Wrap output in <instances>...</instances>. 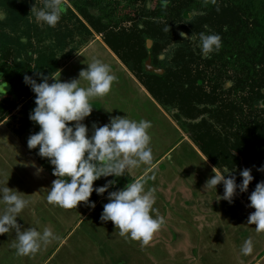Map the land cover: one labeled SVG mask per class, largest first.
<instances>
[{
  "label": "rangeland",
  "instance_id": "1",
  "mask_svg": "<svg viewBox=\"0 0 264 264\" xmlns=\"http://www.w3.org/2000/svg\"><path fill=\"white\" fill-rule=\"evenodd\" d=\"M19 1L21 2V0ZM63 1L69 3V0ZM43 3L44 0H27L29 11L32 10V7L35 4L36 9L38 10L43 6ZM148 5L150 4L148 3ZM0 10H3L7 17L6 10ZM93 12L95 14L97 13L96 10H93ZM76 14L78 17L71 14L61 16L55 27H49L42 23H38L36 21L34 12H31L28 23L24 22L21 24H13L12 26L14 28L10 27L8 24H5L7 26L6 31L11 32L13 35H19L21 40L22 38H26V40L29 41L30 36V41H32V44L36 47V54H34V57H37V55L40 54H44L47 57L49 55H53L52 58L57 62V66H61L65 62L71 60L75 54H78L76 52L80 51L94 39H103L106 44L108 39L112 45L121 47L120 55H118L116 52L115 53L122 61L124 58V60L126 59L128 62L134 63V57L136 53L133 54L131 52L133 48L136 49L138 51V55L142 57L143 54L141 53L140 47H133L127 51L128 47L120 46V44L116 43L117 39L115 38L114 32L118 31L121 34H124L125 29H129L131 26H133V21L115 18L117 21L116 23H113V25L106 29H103V27L99 29L100 24L97 23L94 25L92 16L85 17L77 11ZM231 17L232 14L230 12L219 10L213 14L212 18L200 20V24L209 25L213 23V21H216V23L225 24L231 20ZM186 19L188 21V18ZM5 21L6 19L0 22L5 23ZM102 23L107 24L108 22L102 21ZM199 26L198 22H196L194 26L187 22L184 29L181 28L178 30V36L181 37L180 33L183 32L191 37L192 35H190L189 31L186 29L196 30ZM235 30L238 31V22L237 29ZM194 37L195 39H191L189 41L192 42L193 47L196 50H200L199 36L197 37V35H194ZM165 39L167 41L168 37ZM132 40L133 43L138 44V41H135L134 39ZM153 45H155V42L151 40L150 46L152 47ZM173 45V42L168 43V45H161L163 47L160 49L158 48L156 51H161L159 52V58L164 59L167 56V53L171 52L173 49ZM94 46H96V44H94ZM109 48L112 50L110 46ZM80 55L81 53L79 54L77 61L74 58L71 62H74L76 65L81 67L87 63L86 61H88L90 57L99 58L98 56H100L92 49L86 50L81 56ZM171 57L170 62L171 64H174L176 59ZM0 58L5 59L3 58V55H0ZM12 60V57L8 58L9 63ZM156 60L154 61L151 55L148 56L145 61L147 70L158 74L165 73V70L157 65L159 62ZM148 62L151 66V69H149L147 66ZM32 64H34V62H32ZM191 67H194V63H191ZM181 69V67L178 69L180 74ZM175 71L177 70L168 72V77L161 83L158 81L157 83H152L150 77L147 75H143L144 82H140L144 86L146 83H148V85L153 88L156 95H158L163 101L164 111L167 112L170 118L184 133L188 134L192 142L195 143L194 139H197V142L204 146L211 156H214L220 163L223 164V166H225L224 170H232L229 175H235L236 179H239L241 182L242 177L239 175L240 170H243L244 168H250L252 170L254 179L251 182L252 184H249L247 191L249 197L251 192L254 191L256 184L264 180V172L257 171L258 167L264 165V141L262 140L257 143L254 142L242 147L236 145L237 140L234 141V137L227 140L225 138L226 133L224 130H222V127H227V123H230V121L228 122L226 120L224 124L222 121L225 119L223 118L220 120H218L217 117L211 118V108L213 105L210 101H208V99H206L204 92L199 91L200 87L205 85L206 91H209V84L212 82L207 83L202 79H199L197 82V79L194 76H192L190 79H184L182 77L175 78L172 75V73ZM131 72L134 76L137 75L136 71ZM11 73L12 71L8 69V66L3 65V67L0 69V83H11V81L8 79V76L11 75ZM229 75L235 77L236 73L233 70H229ZM136 78L138 79V77ZM182 82L185 83L182 84ZM222 82H224L226 87L232 85V82L229 81L228 77L226 76L223 78ZM11 89H9V91ZM19 103L20 99L18 95L16 96V94L0 96V107H2V112H0V115L3 114L4 116L8 113L11 114H8L9 116L7 115V118L4 120L6 121L7 119L6 123L14 132H17V130L20 128V124L24 121L23 116L20 114L21 106ZM115 108L120 110L125 107L122 106V108H120L118 103H116ZM139 111L140 115L154 119L151 120V122L155 123L154 127L151 129V131H149V135L151 137L150 147L152 148L153 152L152 163L158 160V162L151 169H149L147 173H145V176L142 179V181L145 182V188L156 189V179L158 177H162L158 180V185H160L159 190H165L163 188L165 183L169 184L170 181L176 176L178 177L181 172H185L187 170L188 175L185 177V183L188 181L192 186V196L190 195L191 197L189 199L184 197L185 200L183 202H187L189 205V207L186 208L184 207L182 199L178 198L174 204H167V200L164 197H156L153 207L157 210L159 215L165 218L164 226L167 227L168 225H171L172 222H174L175 224L178 223L179 226L188 229L196 224L201 226V231L197 230V232H202L201 237L207 236L206 238L208 239L210 237L207 234L208 230L204 231L202 229V227L205 228L204 223L208 227H212V224L215 226L218 224L219 229L215 234H219L221 228L223 231L226 232L228 230L227 232H229V228L233 226L231 224L235 223L233 229H236L237 227L238 234L240 235L237 237V241L232 246L236 245L238 257L246 259V257L252 255H244L241 252L242 245L249 238L253 243V251H256L258 248H262L264 246V232L257 233L255 231V225L247 224L249 214L243 211V205L239 200L238 194H236L234 197L233 202L229 203L228 201L220 199L219 197L223 196V184L217 185L216 189L214 188V190H211V192L203 190L200 191L199 185H202L204 181L206 182L205 179L208 180L210 178V174L212 176V173L209 171L207 165H205L203 160L200 159L193 152V150L187 146L185 141L165 155L167 150L178 141L181 135H178V131L170 123V121L162 113H160V111L154 110L150 103L146 102L145 106L143 103L141 108H139ZM143 111H147L148 113H142ZM2 130H4V127L1 128V133H3ZM21 137L22 140L27 143L29 137ZM195 145L199 148L196 143ZM32 150L35 152V155L38 153V150ZM163 155L164 157L162 158ZM24 163L25 162L23 159L19 157V152H17L13 147L10 148L7 146L2 135L0 134V186H8L15 190V186L18 183L17 181H19L20 184L22 182V179H20L22 175L19 173L24 172L23 170L25 168L22 169V167H26ZM28 163H31V161H28ZM48 164L50 165V163ZM35 165L36 164H34V166ZM27 167H29V165H27ZM147 167L148 166L140 165L139 167L134 168V171H143ZM36 168L41 169L39 166H36ZM37 169L34 170V167H32L30 168L29 173L25 171V174H28L29 178L26 179L24 185L25 191H27V188H31L32 190L35 189L36 195L40 197V201L42 202L36 206V209L33 212H26L24 209L19 214L20 217H17V221L22 226V230L32 226L37 227L39 230H42L44 227H49L56 235L59 236V239L53 240L47 246H42L36 254L19 256L16 254V250L13 247V242L16 235L15 231L0 234V264H197L183 260L181 258L174 259L173 255L170 254L169 247L166 245V240L160 239L157 241V233L153 235L150 243L143 247L139 241L121 237L119 235V230L115 229L111 221L102 222L100 220V215L103 211V205L108 202L107 199L99 204L96 207V210L85 215L84 219L82 220L80 219L83 217L84 210L86 208L83 209L77 205L76 208L65 209L58 205L49 204L47 201V194L51 187L52 181L49 182L48 180L44 179L43 169L39 172H37ZM45 169L53 175V171H51V169ZM197 170L203 172V176H201L203 180L201 182H198V180L195 178L194 171ZM218 170L223 172L220 169ZM110 179L111 176L106 177L102 181H99L100 179L95 181L94 188L103 186ZM160 182H162L163 185ZM95 194L97 193H92L90 197L91 201ZM194 194L200 196L202 195V197L203 195H209L210 197L208 199H210V210L216 215L211 213V215L208 217L203 216V213H201L203 207L201 208L198 207V205L196 206V201L198 202L199 200H196ZM155 195L157 196L156 192ZM181 195L183 194L181 193ZM48 206H51L49 210ZM3 207L4 206L0 204V210H2ZM45 207H47V209H45ZM196 208H198V210H196ZM170 213L171 215H169ZM198 216H200V219L197 218ZM78 222L79 224L76 225ZM253 226L254 229L252 228ZM251 228L253 230L249 231L248 229ZM169 231L170 230L168 229H159L158 232L162 233L161 237H165V233ZM247 231L248 233H241ZM209 234H213L212 231H209ZM215 234L212 235L210 240L211 246L207 245L208 247L206 249L204 248V245L202 248L199 247V250L204 252V257L206 252L210 253L206 256L207 261H209L210 258H213V254H215V257L217 258L223 257L224 262L223 260H221V262L218 261L219 264H235L232 258L234 257V254L227 251L221 254L219 249L215 247L218 241L215 238L218 237V235ZM62 241L63 243L59 245ZM210 241L207 243H210ZM201 245H203V243H201ZM57 247L58 249H56ZM49 249H51L50 251L52 252V255L50 258H47V256L50 254ZM216 249L219 252H217ZM218 262L211 264H218ZM198 264L203 263L199 262Z\"/></svg>",
  "mask_w": 264,
  "mask_h": 264
},
{
  "label": "clouds",
  "instance_id": "2",
  "mask_svg": "<svg viewBox=\"0 0 264 264\" xmlns=\"http://www.w3.org/2000/svg\"><path fill=\"white\" fill-rule=\"evenodd\" d=\"M65 7L62 0H44L42 7L37 10L35 4L31 12H34L38 23L55 27ZM5 19L6 13L0 10V21ZM180 35L183 40L195 39L194 35L189 37L183 32ZM26 42V38H22V43ZM199 47L201 55L208 56L221 48V36L201 32ZM36 76L40 82L24 75L25 84L35 94V107L29 113V119L40 129L29 136L27 144L29 149L39 146L37 154L48 158L54 166L53 175L57 178L52 181L48 191V203L72 209L84 202L94 209L95 202L90 200L92 193L95 191L103 196L107 192L108 202L103 205L100 220L111 221L121 237L139 241L142 247L147 246L165 223V218L153 207L156 190L146 189L141 179L128 182L115 191H109L116 184L115 180L95 188L94 182L101 177L119 178L140 165L152 164L153 152L148 131L152 127L151 121L130 119L128 115L110 116L109 122L102 126L93 122V131L89 135V128L83 121L93 111L91 101L106 95L117 79L110 66L98 58L87 63V68L80 70L78 78L69 81L61 80V72L59 76L36 72ZM82 82H86V86ZM41 170L37 169V172ZM212 171L214 175L206 181L205 190L216 189L222 183L224 192L219 197L229 203L233 202L237 190L247 192L254 179L250 168L240 170L242 181L239 184L235 175H229L232 170L221 172L213 167ZM257 171L264 172V165L258 167ZM248 199V207L255 211L249 214L247 224L255 225L257 233L264 232V180L256 184ZM29 203L22 192L0 186V204L4 206L0 210V234L15 231L13 247L19 256L36 254L42 246L59 239L49 227L39 230L32 226L22 230L17 217ZM252 251L253 243L249 238L242 245L241 252L248 255Z\"/></svg>",
  "mask_w": 264,
  "mask_h": 264
},
{
  "label": "trees",
  "instance_id": "3",
  "mask_svg": "<svg viewBox=\"0 0 264 264\" xmlns=\"http://www.w3.org/2000/svg\"><path fill=\"white\" fill-rule=\"evenodd\" d=\"M62 4L66 7L61 16L67 14L77 16L76 11L85 17L92 16L93 24H100L99 29L110 27L117 22L116 19L133 21V26L125 29L124 34L118 31L114 33L116 43L128 47L127 51L133 47H140L142 57L138 55L136 49L131 50L133 54L136 53L134 63L124 60V56L121 57L131 71H136L137 75H135L139 81L144 82L143 75H147L152 83L157 81L161 83L168 77V72L177 70L172 73L175 78L190 79L194 76L197 82L199 79L207 83L212 82L209 84V91H206V85L200 87L199 91L204 92L206 99L213 105L211 118L217 117L218 120L223 118L225 119L223 123L226 120L230 121L227 127H222L226 133L225 138L228 140L234 137V141L237 140L236 145L242 147L264 141V0H167L166 3L165 0H69V3L62 0ZM28 7L27 0H21V2L0 0V9L7 12L5 23L0 22V55L5 58H0V69L3 65H7L12 71L8 76L12 89L8 93H0V96L16 94L20 99V114L24 121L17 130L18 134L23 132L33 134L40 130L39 126L29 119V113L35 107V94L30 86L25 84L24 75L32 76L40 82L36 72H42L44 75L55 74L60 67L53 60V55L47 57L40 54L34 57L36 47L30 41V36L29 41L22 43L19 35L6 31L5 24L13 27V24L29 22L31 10L29 11ZM93 10H96L98 14H95ZM219 10L232 14L228 23L220 24L213 21L209 25L200 24V20L212 18L213 14ZM102 21L108 23L103 24ZM187 22L193 26L196 22L198 26L200 25L196 30L186 29L190 35L198 37L201 32L219 34L221 48L206 57L202 56L200 50H196L191 41L183 40L178 36V30L184 29ZM237 22L239 34L235 30ZM166 37H168L167 41ZM132 39L138 41V44L133 43ZM151 40L155 42L152 47ZM171 42L174 43L173 49L164 59H160L161 51L156 52L157 49ZM107 44L120 55L121 47L112 45L108 39ZM149 55L154 61L157 59L156 61L159 62L157 65L163 68L165 73L158 74L147 70L145 61ZM10 57L13 60L9 63ZM170 57L176 59L174 64H171ZM191 63H194V67H191ZM179 67L182 68L181 74ZM229 70L236 73L235 77L229 75ZM225 76L232 82L229 87L222 82ZM145 87L163 107V101L156 95L153 88L148 83ZM7 115L1 114L0 122L7 118ZM194 141L212 164L224 172L225 166L211 156L208 150L197 142V139ZM37 159L45 168L53 171L54 166L48 164V158L37 155ZM110 180L116 181L115 190L131 182L129 176L119 178L111 176ZM236 181L237 184L240 183L239 179ZM237 192L250 203L247 192L240 193L239 190ZM96 198L97 194L93 196V201Z\"/></svg>",
  "mask_w": 264,
  "mask_h": 264
},
{
  "label": "crops",
  "instance_id": "4",
  "mask_svg": "<svg viewBox=\"0 0 264 264\" xmlns=\"http://www.w3.org/2000/svg\"><path fill=\"white\" fill-rule=\"evenodd\" d=\"M94 44H96V46H94ZM89 49H92V50H94V52L96 54H99L101 57L98 56L99 57L98 59H100L104 63L108 64L112 70V74H114L117 77V79L114 81V83L112 85L111 90L106 95H104L102 97L93 98L91 101V103L93 104V111H92L91 115L88 116L87 118H85V120L83 121V123H85L89 128V135H91L92 131H93V129H92L93 122H96L98 125L102 126L103 124H106L109 122L110 116H116V115L126 116V115H128V117L130 119H136V120L145 119L148 121L154 120V119H151V117H149L150 118L149 119L143 115H140L139 108H141L143 103L145 106V103L148 102L152 105L154 110L160 111V113H162L170 121V123L176 128V130L179 133L178 135H181V137L178 139V141L167 150L165 155L167 153H169L170 151H172L173 149H175L179 144H181L182 142L185 141L187 146L189 148H191L193 150V152L200 159L203 160L204 164L207 165V167L209 168V171L212 173V175H214V173L212 171L214 165L211 163V161L201 152V150L195 145V143L191 141L188 134L184 133L176 125V123L170 118V116L167 114V112L164 111L163 107L150 94L148 89L136 78V76H134L132 74V72L128 69V67L117 56V54L109 48V46L104 42L103 39L92 40L85 47H83L80 51L76 52L78 54H75V56L71 60L62 64L59 67V69L57 70V72L55 73V75L59 76L60 72H61L60 78H62L63 81H69L73 78H78L80 70L83 68H87V63H90L96 57H94V58L90 57L89 60L86 61L87 63L82 67L76 65V63H74V62L72 63L71 61L74 58L77 61L79 54L81 53V55H82V53H84V51L89 50ZM50 82H52V81H50ZM82 84H84L86 86V82H82ZM0 87H1L0 88L1 94L7 93L9 91V89H11V84L9 82H5L2 84L0 83ZM116 103H118V106H120V108H122V106H124L125 108L118 110V108H115ZM109 111H111V112H109ZM142 113L147 114L148 112L143 111ZM6 122H7V119H6V121L3 120L0 122V130H1V128L4 127V130H2L3 133L0 132V134L2 135L4 142H6L7 146H9L10 148L13 147L17 152H19V157L23 159V161L25 162L24 165L26 166V167H22V169L25 168L23 170L24 172L19 173L22 175V177L20 178V179H22V182L20 184V182L17 181L18 183L15 186V190L22 192V195L24 196V198L30 201L29 205L25 208V211L26 212L27 211L33 212V211H35L36 206L39 205L42 201H40V197H38L36 195L35 189L32 190L31 188L30 189L27 188V191H25L24 183H25L26 179L29 178L28 174H25V171L27 173H29L30 168L34 167V170H35V169H37L36 166H39L41 169H43L44 179H46L50 182V181L55 180L56 178L49 171H47L45 169V166L43 165V163L41 161H39V159H37L38 154L35 155V152L32 149H29L28 144L22 140L21 136L29 137V135H31V133L24 132L22 134H18L17 132H14ZM74 123L75 122H70V124H74ZM151 123H152V127L148 131H151V129L154 127L155 123L154 122H151ZM18 139H19V141H18ZM38 149H39V146L34 150L37 151ZM163 157H164V155L162 156V158ZM28 161H31V163H28ZM157 162H158V160L153 162L150 166H148L143 171L135 172L134 169H131L130 171H126L123 177L129 176L131 178V181H133L135 179H141L142 180L145 176V173H147V171L149 169H151ZM34 164H36V165L34 166ZM27 165H29V167H27ZM187 171L181 172L179 174V176L178 177L176 176L173 180L170 181L169 184L165 183L163 185V183L160 182V183H162L163 188L165 190H159L160 185H158V180L162 177H158L156 179V182H155V183H157V188L155 189L156 193H157L156 197H164L167 200L166 201L167 204H169V203L174 204V202L178 198L182 199V202L185 200L184 197L189 199L192 196L193 192L191 191L192 186L190 185V182L187 181V183H185L186 182L185 177H186V175H188ZM16 172H17V170H16ZM189 173H190V171H189ZM202 173H203L202 171H198V170L194 171L195 178H196V180H198V182H201L203 180L201 178V176H203ZM210 177H211V174H210ZM105 178L106 177H102V178H100L99 181H102ZM205 180L207 181V179H205ZM29 182H30V179H29ZM205 183L206 182L204 181V183L202 185L201 184L199 185L200 191L203 190V191L211 192V190L212 191L214 190V188H209V189L205 190V187H204ZM115 188H116V184L113 186V188L111 190H115ZM94 192H93V194H94ZM181 193L183 195H181ZM237 194H238L239 200L241 201V203L243 205L242 206L243 211L248 213V214L254 212L255 211L254 208L248 207L249 202H246L240 196V194L238 192H237ZM180 197H182V198H180ZM194 197L196 198V200L200 201V202L196 201V206L198 205V207H201V208L203 207L202 208L203 210L201 211V213H203V216H207V217L210 216L212 213V211L210 210V208H211L210 202H209L210 199H208L210 196L209 195H207V196L203 195V197H202V195L200 196V195L194 194ZM106 199H107V193L104 194L103 196H100L97 194V198H96V200H94L95 205H96L94 209L89 207L84 202H80L78 204V206H80L83 209L86 208L84 210L83 217L80 220L84 219L85 215L89 214V212L96 210V207ZM92 201H93V199H92ZM183 204H184L185 208L189 207L187 202H185V203L183 202ZM196 206H194V207H196ZM50 207L48 206V210ZM45 209H47V207H45ZM196 210H198V208H196ZM192 213H194V212H192ZM212 214H214V213H212ZM217 214H218V212H217ZM169 215H171V213ZM214 215H216V214H214ZM218 216H220V215H218ZM197 218L200 219V216H198ZM78 224H79V222L76 225H78ZM234 224L235 223L231 224L233 226L229 228V230H230L229 232H227L228 230L225 232L221 228L220 233L215 234L219 229L218 224L216 226L212 224V227H208L204 223L205 228L202 227V229L204 231L208 230L207 234L210 236L207 239L206 238L207 236L201 237L202 232L201 233L197 232V230L201 231L200 230L201 226H199V225L194 224L192 227L189 226L190 228L185 229L184 227L179 226L178 223L175 224L174 222H172L171 225H168L167 227L162 225L160 228V229L170 230L169 232L165 233V237H161L162 233L158 232L159 231L158 230L156 232L157 233L156 238H157V241L160 239L166 240V245L169 247L170 254L173 255L174 259L175 258H178V259L181 258L183 260L193 262V263H197V264L199 262H202L203 264H207V262H208V264H211V263H217L218 261L221 262V260H223V257L217 258V257H215V254H213L214 257L210 258L209 261H207L206 256H207V254H210V253L206 252L205 257H204V255H203L204 252L199 250V247L202 248L205 245L204 248L207 249L208 246H211L210 240L212 238V235L215 234V235H218V237H215L218 240L215 247L217 249H219L221 254L224 253L225 251L231 252L232 254H234V257H232V258H233V262H235V264H264V246L262 248L256 249V251H252V253H250L252 255H250L249 257H246V259L237 256V253H238L237 247H236V245H234V246H232V245L235 244V242L237 241V237L240 234H238V230H237L236 225H235L236 229H233ZM243 224H246V223H243ZM252 228L254 229V226ZM252 228L248 229V230L251 231V230H253ZM209 231H212L213 234H209ZM241 233H248V231L247 232H241ZM158 236H159V238H158ZM219 237H222V238H219ZM204 238H206V239H204ZM208 241H210V243H207ZM62 243H63V241L59 245H61ZM201 243H203V245H201ZM56 249H58V247ZM50 250L51 249H49V251ZM219 251L217 250V252H219ZM51 255H52V252L50 251V254L47 256V258H50ZM219 262H218V264H219ZM223 262H224V260H223ZM220 264H222V263H220Z\"/></svg>",
  "mask_w": 264,
  "mask_h": 264
},
{
  "label": "water",
  "instance_id": "5",
  "mask_svg": "<svg viewBox=\"0 0 264 264\" xmlns=\"http://www.w3.org/2000/svg\"><path fill=\"white\" fill-rule=\"evenodd\" d=\"M147 66L149 67V69H151V68H150L151 66H150L149 62L147 63Z\"/></svg>",
  "mask_w": 264,
  "mask_h": 264
}]
</instances>
